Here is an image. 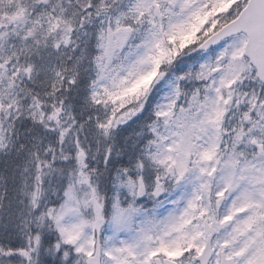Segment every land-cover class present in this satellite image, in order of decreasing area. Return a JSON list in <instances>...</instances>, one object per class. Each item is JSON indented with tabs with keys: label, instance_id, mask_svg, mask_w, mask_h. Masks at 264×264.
I'll list each match as a JSON object with an SVG mask.
<instances>
[{
	"label": "snow or ice",
	"instance_id": "1",
	"mask_svg": "<svg viewBox=\"0 0 264 264\" xmlns=\"http://www.w3.org/2000/svg\"><path fill=\"white\" fill-rule=\"evenodd\" d=\"M0 264H264V0H0Z\"/></svg>",
	"mask_w": 264,
	"mask_h": 264
}]
</instances>
